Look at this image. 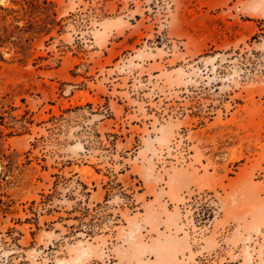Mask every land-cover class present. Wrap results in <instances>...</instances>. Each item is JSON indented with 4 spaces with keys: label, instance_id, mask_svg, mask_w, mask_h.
I'll use <instances>...</instances> for the list:
<instances>
[{
    "label": "rangeland",
    "instance_id": "1",
    "mask_svg": "<svg viewBox=\"0 0 264 264\" xmlns=\"http://www.w3.org/2000/svg\"><path fill=\"white\" fill-rule=\"evenodd\" d=\"M0 264H264V0H0Z\"/></svg>",
    "mask_w": 264,
    "mask_h": 264
},
{
    "label": "trees",
    "instance_id": "2",
    "mask_svg": "<svg viewBox=\"0 0 264 264\" xmlns=\"http://www.w3.org/2000/svg\"><path fill=\"white\" fill-rule=\"evenodd\" d=\"M2 39V37L0 36V40Z\"/></svg>",
    "mask_w": 264,
    "mask_h": 264
}]
</instances>
